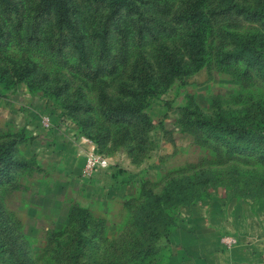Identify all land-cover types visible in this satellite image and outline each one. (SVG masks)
<instances>
[{
	"label": "rangeland",
	"instance_id": "1",
	"mask_svg": "<svg viewBox=\"0 0 264 264\" xmlns=\"http://www.w3.org/2000/svg\"><path fill=\"white\" fill-rule=\"evenodd\" d=\"M66 1L72 28L38 13L39 0L0 6V145L12 146V159L0 156V264H166L168 235L134 223L149 191L180 180L188 203L242 182L264 192V77L233 41L264 27L230 8L253 0H202L216 10L207 14L204 61L165 86L161 57L183 53L177 15L191 0H135L115 11ZM138 96L147 100L141 113L123 114ZM81 136L107 167L84 172ZM248 141L254 150L236 148ZM236 172L256 176L242 181ZM161 199L156 226L165 214L175 220L181 204Z\"/></svg>",
	"mask_w": 264,
	"mask_h": 264
},
{
	"label": "trees",
	"instance_id": "2",
	"mask_svg": "<svg viewBox=\"0 0 264 264\" xmlns=\"http://www.w3.org/2000/svg\"><path fill=\"white\" fill-rule=\"evenodd\" d=\"M102 1L107 4V6L115 11L121 7H131L135 0H97ZM0 6L3 10L11 12L16 10L15 0H0ZM230 8L236 10L237 13L241 14L245 19L252 21H259L264 27V0H253L252 5H238L236 2L230 3ZM36 10L38 13H49L52 12L56 24L66 25L69 28H72L68 16V4L66 0H39ZM216 10L213 8H206L202 3V0H191L182 7L177 15L178 21L182 22L186 28L185 36L183 37V53L178 57H172L173 53L164 52L161 60L163 62L164 68L166 69L167 78L165 86H168L172 79L176 76L188 73L192 70L199 68L204 61V54L206 52L205 40L207 37L206 31L209 29L207 23L209 18L207 14H214ZM211 20V19H210ZM212 29V28H211ZM233 41L235 44V53L238 57L244 58L249 64L256 65L259 70L262 72L264 77V29L263 31L250 32L247 34H234ZM75 44L77 45L81 54L84 53V46L81 41L76 40ZM138 78L142 81L143 84V93L148 96L154 95L155 90L148 84L149 73L141 68L138 73ZM147 100L145 96L135 97V102L132 105L126 104L125 113H129L134 117V114H140L141 109L145 107ZM218 120H212L209 123L210 127L216 129V124ZM264 137V136H263ZM89 138V137H88ZM257 146L256 142L254 145L251 142H243L236 144V148L247 149L250 148L254 150V147ZM0 156H5L9 159L11 158L12 146L10 143H5L0 145ZM260 147V146H259ZM263 159H264V150H263ZM218 173H213L214 176H217ZM245 174L242 175V172H236L235 178L239 177L242 181L247 179H252L256 174ZM257 179H263L257 175ZM255 178V180H257ZM182 181L172 180L169 182L160 193H154L149 191L147 193V198L145 202L136 210L134 223H136L138 229L148 227L153 225L154 233L156 235L164 233L168 235L172 225L174 224V218L172 219L171 215L165 214L164 224L162 226L155 223L157 216L161 215L163 212V204L161 203V197L164 196L165 202L173 206H177L180 203H188V196L192 193L188 191L183 193L178 186ZM263 182V181H262ZM232 183V182H231ZM236 182L232 183L235 185ZM246 183L242 182V185L234 193L226 195L230 197L232 195H244L250 197L251 199L263 196L264 192H260L258 189H252L246 187ZM245 188V190H243ZM210 197V196H209ZM177 208V207H176ZM157 210V211H156ZM155 212H158L157 215ZM152 217L149 219L148 216ZM152 221V222H151ZM160 226V227H158ZM149 254V249H146L143 252L144 257Z\"/></svg>",
	"mask_w": 264,
	"mask_h": 264
},
{
	"label": "crops",
	"instance_id": "3",
	"mask_svg": "<svg viewBox=\"0 0 264 264\" xmlns=\"http://www.w3.org/2000/svg\"><path fill=\"white\" fill-rule=\"evenodd\" d=\"M218 195L178 206L166 264H264V198Z\"/></svg>",
	"mask_w": 264,
	"mask_h": 264
},
{
	"label": "built area",
	"instance_id": "4",
	"mask_svg": "<svg viewBox=\"0 0 264 264\" xmlns=\"http://www.w3.org/2000/svg\"><path fill=\"white\" fill-rule=\"evenodd\" d=\"M77 146L79 147L81 143H84L86 147L81 146L80 152L84 157V172L90 173L98 168H105L109 165L108 159L104 157L101 153L96 149L93 141L85 136H81L79 140H77ZM236 241L234 236L226 235L223 238V242L226 246H230Z\"/></svg>",
	"mask_w": 264,
	"mask_h": 264
}]
</instances>
